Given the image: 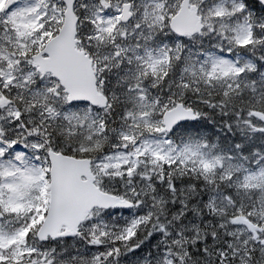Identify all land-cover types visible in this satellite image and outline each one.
<instances>
[{
	"label": "snow or ice",
	"instance_id": "snow-or-ice-1",
	"mask_svg": "<svg viewBox=\"0 0 264 264\" xmlns=\"http://www.w3.org/2000/svg\"><path fill=\"white\" fill-rule=\"evenodd\" d=\"M0 264H264V0H0Z\"/></svg>",
	"mask_w": 264,
	"mask_h": 264
}]
</instances>
